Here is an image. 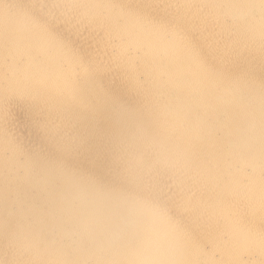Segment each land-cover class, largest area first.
<instances>
[{
  "label": "bare ground",
  "instance_id": "1",
  "mask_svg": "<svg viewBox=\"0 0 264 264\" xmlns=\"http://www.w3.org/2000/svg\"><path fill=\"white\" fill-rule=\"evenodd\" d=\"M0 264H264V0H0Z\"/></svg>",
  "mask_w": 264,
  "mask_h": 264
}]
</instances>
